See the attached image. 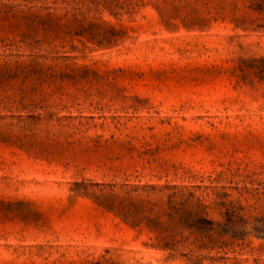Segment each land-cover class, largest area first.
<instances>
[{
	"label": "rangeland",
	"instance_id": "374dc122",
	"mask_svg": "<svg viewBox=\"0 0 264 264\" xmlns=\"http://www.w3.org/2000/svg\"><path fill=\"white\" fill-rule=\"evenodd\" d=\"M0 264H264V0H0Z\"/></svg>",
	"mask_w": 264,
	"mask_h": 264
}]
</instances>
